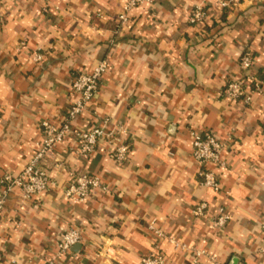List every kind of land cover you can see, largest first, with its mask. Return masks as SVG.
Returning a JSON list of instances; mask_svg holds the SVG:
<instances>
[{
	"label": "crops",
	"instance_id": "1",
	"mask_svg": "<svg viewBox=\"0 0 264 264\" xmlns=\"http://www.w3.org/2000/svg\"><path fill=\"white\" fill-rule=\"evenodd\" d=\"M127 1L0 0V170L18 175L24 169L41 141L40 122L61 123L72 106V76L106 58L111 68L79 124L111 117L132 139L124 168L108 158L106 142L88 160L78 159L70 143L61 146L65 167L53 174L57 187L31 204H22L18 192L6 203L0 264H46L62 226L83 229L85 239L61 264H141L153 251L152 222L222 264H264L258 252L264 238V95L251 108L223 97L226 85L242 76L244 49L256 55L254 71L261 77L264 0H234L225 10L218 0H156L135 9L117 34ZM199 4L208 5L213 18L192 26ZM224 17L236 24L217 36ZM22 41L27 47L20 52ZM36 50L45 54L42 66L32 62ZM191 128L221 140L234 137L224 153L226 167L216 171L220 194L201 185ZM72 171L100 176L110 191L95 192L86 204L68 202L63 188ZM202 201L228 207L231 223L215 231L208 221L192 219ZM161 251L169 264H212L195 263L168 241Z\"/></svg>",
	"mask_w": 264,
	"mask_h": 264
},
{
	"label": "built area",
	"instance_id": "2",
	"mask_svg": "<svg viewBox=\"0 0 264 264\" xmlns=\"http://www.w3.org/2000/svg\"><path fill=\"white\" fill-rule=\"evenodd\" d=\"M156 0H128L121 8L116 19L117 34H120L129 23L130 14L137 8L152 7ZM234 0H218L220 10L229 9ZM58 9V8H57ZM49 13V9H44ZM99 20H104L103 14L97 15ZM213 14L206 4L197 5L190 15L189 23L192 26H204L212 20ZM27 47L26 41H22L19 51ZM32 62L42 66L45 54L36 50L31 55ZM257 65L256 55L250 48L244 49L239 68L242 76L231 80L223 90V97L232 103L241 102L246 107H254L256 97L264 95V67L261 69V77L255 73ZM111 68L108 58L100 60L93 65L90 72H79L72 76L70 89L74 98L72 106L66 113L63 122H53L43 119L39 124L41 141L34 150L33 155L24 169L15 175L10 171L0 170V215L4 211L8 200L18 192L22 204H31L35 200L42 199L46 194L57 187L53 174L65 166L60 160L58 149L65 144H71L72 153L81 160L91 158L104 142L108 144L106 154L118 167H126L132 156V139L130 131L121 122L111 117L98 119L88 127L79 124L80 117L88 110L90 104L98 97L105 75ZM192 158L197 165L198 177L204 188L213 192L222 193L217 170L224 169L226 162L224 153L233 143V135L226 140L219 139L213 132L205 129L191 128ZM2 132L0 131V136ZM97 191L109 192L110 188L105 181L97 175L89 172H70V180L63 188L64 198L73 204H86ZM192 219L208 221L215 231L224 230L232 221L228 207L225 205L212 206L208 201H202L192 208ZM148 231L153 236V251L141 258V264H169V260L161 251L163 242L168 241L174 245L177 251L189 253L194 262L207 259L212 264H222L216 257L205 249H190L185 243L169 236L159 228L155 222L148 226ZM264 233V225L262 227ZM85 231L77 227L62 226L58 230L57 251L46 264H61V259L69 254L72 249L84 242ZM258 252L264 255V238ZM0 251V261L2 260ZM9 264H17L11 260Z\"/></svg>",
	"mask_w": 264,
	"mask_h": 264
},
{
	"label": "trees",
	"instance_id": "3",
	"mask_svg": "<svg viewBox=\"0 0 264 264\" xmlns=\"http://www.w3.org/2000/svg\"><path fill=\"white\" fill-rule=\"evenodd\" d=\"M235 24H236L235 22L231 21L227 17H224L223 25H221V27L219 28V31H218L219 33L216 35L219 36V34L221 33L222 30H225L231 26H234Z\"/></svg>",
	"mask_w": 264,
	"mask_h": 264
},
{
	"label": "water",
	"instance_id": "4",
	"mask_svg": "<svg viewBox=\"0 0 264 264\" xmlns=\"http://www.w3.org/2000/svg\"><path fill=\"white\" fill-rule=\"evenodd\" d=\"M78 247H79V245L75 246V248H78Z\"/></svg>",
	"mask_w": 264,
	"mask_h": 264
}]
</instances>
